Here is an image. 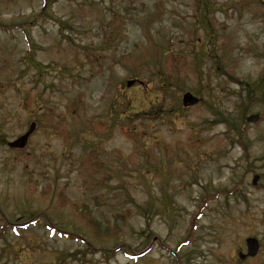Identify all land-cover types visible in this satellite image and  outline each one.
I'll return each instance as SVG.
<instances>
[{"label": "rangeland", "instance_id": "obj_1", "mask_svg": "<svg viewBox=\"0 0 264 264\" xmlns=\"http://www.w3.org/2000/svg\"><path fill=\"white\" fill-rule=\"evenodd\" d=\"M46 1L0 0V264H264V0Z\"/></svg>", "mask_w": 264, "mask_h": 264}, {"label": "trees", "instance_id": "obj_2", "mask_svg": "<svg viewBox=\"0 0 264 264\" xmlns=\"http://www.w3.org/2000/svg\"><path fill=\"white\" fill-rule=\"evenodd\" d=\"M199 1L202 2L205 5V8H204V10L202 12H203V16H206L207 14H209V11L211 10L210 9L211 8L210 7V3H208V0H199ZM48 2H49L48 4H47V1L45 2V7H47L52 2V0H48ZM202 24L203 25L205 24V20L204 19L202 20ZM162 52L163 53H168L167 50L166 51H162ZM175 58H177V57H175ZM156 77L161 78L164 81V83L161 85V90H162L161 92L166 94L169 91V88L167 86V82H168L169 86L172 85L170 83V81H172L174 79V76L172 74L168 73L167 71H162V65H161V70L157 71ZM246 90H247V93L249 94V97L252 95L253 99L256 98L257 93L262 92V94H264V76L261 77L260 79H258L257 81H255L253 83H250L247 86ZM252 102H253V100L250 99L249 102L247 101L246 103L243 104L241 117H239L238 120H233V124L231 125L232 129L236 133H239L240 135L242 134L241 131H240L242 126L246 125L245 124V115H246V112L248 111V107L252 104ZM183 109L184 108L180 105L176 109H170L169 110L167 108V110H165V109H162V110H164V112L167 113L166 115H173V114L179 113V111H181ZM219 194L221 195V190L216 191L214 196L220 197ZM81 211L83 212V213H81V215L83 217H85L89 221L91 212L83 211L82 208H81ZM143 211L145 212V209H143ZM86 213H88V214H86ZM145 216L148 217V214L145 215ZM89 224H91L92 226L95 227V231H94L95 233L101 234V235H111V230L109 228H104L103 226H101L100 224H97L94 221H89ZM149 224H150V221L148 220L147 221V226L148 227L150 226Z\"/></svg>", "mask_w": 264, "mask_h": 264}, {"label": "water", "instance_id": "obj_3", "mask_svg": "<svg viewBox=\"0 0 264 264\" xmlns=\"http://www.w3.org/2000/svg\"><path fill=\"white\" fill-rule=\"evenodd\" d=\"M103 1V0H101ZM135 83L134 80H131L128 82V86L131 87L133 84ZM183 105L184 106H193L196 105L199 102V99L197 97H195L192 93L187 92L183 95ZM260 119V115L259 114H253L250 115L247 118L248 122H252V123H256L258 122ZM36 129V123L33 122L30 124L28 131L21 135L20 137H18L16 140L10 142L8 145L10 148H14V149H25L29 138L31 137V135L34 133ZM259 176L256 175L253 178V184L255 185L258 180H259ZM246 245H247V254H243L242 252L239 253V257L241 259H245L247 257H255L259 251V241L256 238L250 237L246 240Z\"/></svg>", "mask_w": 264, "mask_h": 264}]
</instances>
